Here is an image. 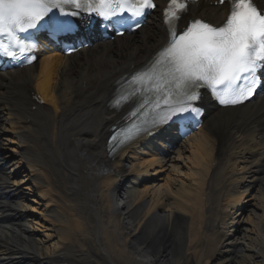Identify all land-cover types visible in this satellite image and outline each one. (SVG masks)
<instances>
[{
	"label": "bare ground",
	"instance_id": "obj_1",
	"mask_svg": "<svg viewBox=\"0 0 264 264\" xmlns=\"http://www.w3.org/2000/svg\"><path fill=\"white\" fill-rule=\"evenodd\" d=\"M155 1L131 35L68 57L47 48L31 66L0 72V264H264V96L208 108L184 141L142 135L108 153L127 110L112 107L129 93L119 82L146 70L168 38L167 0ZM227 14L218 0H198L183 21ZM155 169L173 174L164 187L152 181ZM19 170L39 209L18 193ZM245 196L261 213L243 221L249 235L232 213ZM34 210L53 222V249L33 233Z\"/></svg>",
	"mask_w": 264,
	"mask_h": 264
},
{
	"label": "snow or ice",
	"instance_id": "obj_2",
	"mask_svg": "<svg viewBox=\"0 0 264 264\" xmlns=\"http://www.w3.org/2000/svg\"><path fill=\"white\" fill-rule=\"evenodd\" d=\"M192 2L169 0L164 10L167 41L149 67L132 78L130 99L140 96L133 116L164 105L166 114L153 119V127L198 114L195 102L202 88L210 90L221 105H238L264 84V0H218L228 5L222 22L196 18L180 28ZM156 7L154 0H0V51L31 62L35 57L29 54L36 45L20 33L48 22L57 29L70 27L61 17L81 12L121 24L127 22V16L139 27L140 18ZM141 130L133 123L125 140Z\"/></svg>",
	"mask_w": 264,
	"mask_h": 264
},
{
	"label": "rangeland",
	"instance_id": "obj_3",
	"mask_svg": "<svg viewBox=\"0 0 264 264\" xmlns=\"http://www.w3.org/2000/svg\"><path fill=\"white\" fill-rule=\"evenodd\" d=\"M9 145L8 148L9 149H13V147H16V143H12V144H7ZM184 160L182 161L181 164H183L186 168L191 167V158H190V154L187 152H185L184 154ZM138 161V160H137ZM10 163H7L5 166H9ZM184 172V170H182V173ZM152 174H154L153 177V182L155 183V185H158V187H164L165 186V182L167 180V178H170L173 176L166 174V173H162L159 170L155 169L153 170V172H151ZM24 172H22V170H19L16 172V180H20L21 183L18 184V186L16 187L18 190V193L27 200V203H29V205H31L32 208L35 209H39L37 201L35 200V197L29 192L28 187L26 185V179L24 180ZM252 203L253 201L248 200V197L245 196L244 198H242L241 202H240V207L237 208V210L232 211L233 213V218L235 223L238 222H243L244 220H246V217H251L252 218V213H255L257 216L256 218H258L261 213L258 212L257 210H255L254 208H252ZM29 213V212H28ZM35 215V219L32 222V225H34L35 229L33 230V233L37 236L36 239L41 240L44 244V247L47 249H53L55 247V243L56 241L53 239V237H50L51 235V230L48 231V226L49 223L52 225L53 222L50 218L45 217V216H41V213H39V211L34 210L32 212ZM29 215L33 218V215L31 213H29ZM37 216H41V219L37 221ZM30 221V219H29ZM255 221H253L254 223ZM242 229L243 231H245V233L247 235H249V231L251 230V227L253 226L252 224H246L245 222H243ZM232 229H230L231 231ZM236 230V229H234ZM52 236V235H51ZM237 235H233V236H229L228 239L223 240V245L226 246V244L230 243V242H234V237H236ZM240 236V235H239ZM241 237V236H240ZM239 251V250H238ZM185 264H192V262H187Z\"/></svg>",
	"mask_w": 264,
	"mask_h": 264
}]
</instances>
